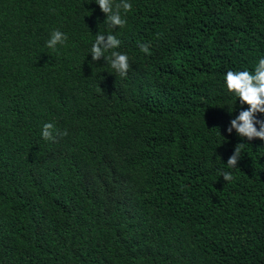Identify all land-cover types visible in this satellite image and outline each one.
Masks as SVG:
<instances>
[{
    "label": "trees",
    "instance_id": "16d2710c",
    "mask_svg": "<svg viewBox=\"0 0 264 264\" xmlns=\"http://www.w3.org/2000/svg\"><path fill=\"white\" fill-rule=\"evenodd\" d=\"M127 2L112 28L96 0H0V264H264V140L228 134L225 83L264 58V0Z\"/></svg>",
    "mask_w": 264,
    "mask_h": 264
},
{
    "label": "clouds",
    "instance_id": "9594fccd",
    "mask_svg": "<svg viewBox=\"0 0 264 264\" xmlns=\"http://www.w3.org/2000/svg\"><path fill=\"white\" fill-rule=\"evenodd\" d=\"M96 4L106 16L104 23L112 28L123 27L126 20L121 15V9L127 13L132 8L127 0H120L119 3L116 0H96ZM66 41L67 35L57 29L51 33L47 47L55 49L58 44H64ZM120 43L121 41L115 35H105L98 32L95 35V42L91 47L90 54L92 61L104 59L120 76H125L130 70L129 57L125 53L115 51L119 48ZM137 46L142 52L149 53V44L138 42ZM110 50H112L110 55L106 56L105 53ZM225 83L228 91L234 93L241 104L248 106L247 110L240 111L239 115L230 121V126L227 128L228 134L231 135L235 130L242 139L246 138L249 141L252 139L264 140V120L256 118L258 113L264 114V58L258 61L254 71L229 70L225 76ZM41 135L45 140L55 141L56 136L67 135V131L61 133L53 123H45ZM245 145L238 143L235 146L233 155L227 161V167L237 168L241 159V151ZM220 175L224 181L233 180V175L230 172H221Z\"/></svg>",
    "mask_w": 264,
    "mask_h": 264
}]
</instances>
